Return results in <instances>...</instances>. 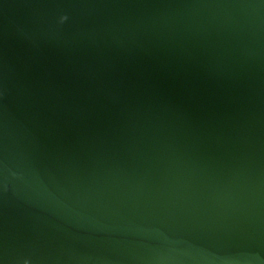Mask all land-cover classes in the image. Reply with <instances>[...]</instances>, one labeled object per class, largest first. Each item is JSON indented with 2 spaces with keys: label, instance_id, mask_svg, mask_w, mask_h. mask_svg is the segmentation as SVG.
<instances>
[{
  "label": "water",
  "instance_id": "1",
  "mask_svg": "<svg viewBox=\"0 0 264 264\" xmlns=\"http://www.w3.org/2000/svg\"><path fill=\"white\" fill-rule=\"evenodd\" d=\"M0 264H264V0H0Z\"/></svg>",
  "mask_w": 264,
  "mask_h": 264
}]
</instances>
